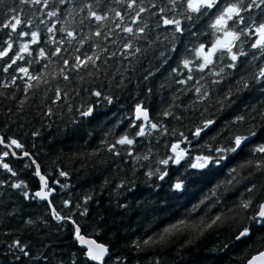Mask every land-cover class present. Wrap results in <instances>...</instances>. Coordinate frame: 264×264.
Listing matches in <instances>:
<instances>
[{"label": "trees", "instance_id": "1", "mask_svg": "<svg viewBox=\"0 0 264 264\" xmlns=\"http://www.w3.org/2000/svg\"><path fill=\"white\" fill-rule=\"evenodd\" d=\"M137 3L141 4V0H137ZM152 4L156 7L153 8ZM85 5H91L99 15L109 16L101 30L108 33L109 28L114 29L107 39L92 35L97 29V22L84 19L88 16ZM141 6H146L148 11L141 14L139 23L140 26L147 23L148 28L145 33L133 37L115 28V24L120 21L118 18L115 21L112 19L115 16V12L111 11L113 9L120 11L121 15L128 12L124 23L135 30L137 25L131 24V17L138 8L127 9V0L120 4L115 0H65L62 4L59 0H50L47 8L43 3H21V0H4L3 5H0V24L12 22L11 17L19 15L24 21L21 30L30 32L39 29L41 32V42L31 46L33 56L25 55V59L18 61L8 73L0 69V136L15 138L24 144V150L37 160L42 174L49 178V184L56 189L54 200L58 210L63 208L62 201L70 197L75 213L72 219L76 221L73 224L71 221L55 220L47 202L38 198L26 200L21 190L11 188V183L23 180L29 186L27 190L34 194L40 188V180L34 175V166L24 168V163L30 162L27 158L18 160L8 157L6 162L18 172V176L11 177L0 169V180L8 181L0 185V264H95L75 241L77 225L81 234L108 247L109 254L104 264H247L252 255L264 250V241L258 239L264 236V227L250 224L249 220L264 200V174L251 175L255 169H238L237 179L240 182L224 184L216 190V195H212V190L225 180L229 169L245 158L243 155L225 161L226 166L222 168L212 170L189 168L185 171L183 167L172 166L170 177L160 181L145 175L148 161H141L140 164L144 165L141 167L126 153L122 158L112 156L101 143L104 140L113 143L124 133L129 113L141 101L148 103L152 117L163 123L169 132L175 128L177 134L190 132L205 118L216 119L213 132L205 136L201 144L237 115L248 117L239 128L240 132H246L250 125L257 127L258 135L249 149L264 140V130H261L264 128V119L260 115L264 113V92L255 80H249L250 87L231 98L235 103L230 107L221 109L217 103L223 99L229 87L236 91V82L241 76L248 77L258 69L245 62L239 71L229 70L233 75L221 85H211V79L214 78L206 77L209 96L199 101L193 81L186 85L176 83L184 78L182 65L179 75L171 71L180 65L185 47H191L190 42H196V38L185 33L182 41H177V51L171 53L168 51L172 47L170 30L163 26L157 27L158 15H152L153 12L159 13L160 7H171L168 0H142ZM10 8L14 11H9ZM49 11H57L59 19L48 17ZM69 11H72L70 16ZM254 12L259 19L260 10L255 9ZM82 19L83 24L80 23ZM41 20L44 22L41 23ZM29 21L32 23L29 24ZM65 21L70 22L67 27L74 31L75 39L68 37L66 32L58 31L60 27L66 26ZM206 23L207 20L204 21ZM53 24L57 29L55 35L48 32ZM9 31L0 29V41L7 39L6 33ZM86 35L92 36V39L81 45L79 41ZM13 38L20 39L15 34ZM209 38L200 37L199 42ZM23 39L28 40L30 37ZM253 41L254 37L248 38L245 49L258 54V50L250 49ZM129 42L133 46L126 49L124 45ZM18 47V44L14 45L15 50ZM40 48L45 49L47 58H39ZM57 48L61 51L52 55ZM161 51H166L167 56L161 57ZM83 54H98L100 59L95 66L89 63L79 71L72 69L70 65L76 62L75 57L81 56L83 59ZM247 59L250 60L251 56ZM29 60L39 62L29 64ZM64 60H68L69 65L66 66ZM260 63L258 60L257 64ZM17 67H27L33 75L42 73L48 83L42 81L38 87L25 93L26 77L21 79L24 74L15 71ZM61 69H64L63 75L60 74ZM149 71L152 75L145 80ZM64 75L69 79H64ZM13 76L17 77L15 83L12 82ZM4 84L8 87H4ZM149 88L152 89L151 93L148 92ZM189 88H193V91H188ZM212 88L217 91L213 92ZM57 89L60 90L59 99ZM95 91L110 97L112 103L94 96L92 93ZM88 107L94 108L93 115L81 117L80 111ZM165 110H170L173 115L164 117L161 113ZM117 124L120 127H116ZM233 128L235 130L236 126ZM112 129H115V133L109 134ZM175 138L169 135L157 142L154 134L153 137L142 139L135 146L134 153L145 154L151 147L155 154L151 160L163 157L166 142ZM4 150L0 146V151ZM14 150L21 152L19 149ZM152 166L156 167L155 163ZM60 171L68 175L61 177ZM177 177L185 185L180 192L172 187ZM57 180L68 187L61 190L54 183ZM122 181L125 187L117 188ZM253 184L257 186V191L249 193L247 189ZM87 196L91 199L85 204ZM206 196H211V201H206L196 213H192L189 222L199 225L205 213L209 217L225 214L226 218L220 225L205 231L203 235L190 228L163 242L144 245L143 241L149 236H154L169 223L183 218L193 205ZM249 196L254 197L252 208L245 211L237 207L242 199L246 200ZM217 197L220 203L212 207ZM76 203L81 205L78 210L75 209ZM210 207L211 212H208ZM84 208H87V214L80 215ZM249 226L252 228L251 236L237 241L239 231ZM17 240L28 255L14 246Z\"/></svg>", "mask_w": 264, "mask_h": 264}, {"label": "snow or ice", "instance_id": "2", "mask_svg": "<svg viewBox=\"0 0 264 264\" xmlns=\"http://www.w3.org/2000/svg\"><path fill=\"white\" fill-rule=\"evenodd\" d=\"M29 2L32 4L43 3L44 7L49 6L50 0H21V3ZM62 4L65 0H59ZM71 2V0H69ZM116 3H124V0H115ZM4 0H0V5H3ZM142 4V0H141ZM137 3V0H127V9L138 10L134 11V15L131 17V24L137 25L135 30L131 26L125 25V16L129 13L125 12L121 15L120 11L115 9L111 10L115 12V16L112 18L115 21L119 19V23L115 24V28L121 29V31L137 37L140 34L145 33L148 28L147 23H143L140 26L141 14L148 11L146 6H141ZM168 4L171 7L165 6L159 8V13L153 12L152 15H158L159 22L157 27H165L170 30V39L172 47L171 53L177 51V41H182L185 33L196 38V42H190L191 47L186 46L184 55L180 60V65L176 68H172V73L180 74V66L184 70V78L179 79L176 83L181 85H186L190 81L195 83L194 91L198 96L199 101H204L209 96V87L207 85V78L211 79V85H221L222 82L226 81L228 77L233 75L232 71L229 70H240L242 64L245 62L248 65L255 66L258 70L255 73H250L248 77L241 76V78L236 82V91L233 87H229L227 92L224 93L223 99L217 101L221 106V109L230 107L235 103L231 98L238 94L240 91H244L250 87L249 80H255L257 84L261 85V91L264 92V0H168ZM153 8L156 7L155 4L151 5ZM88 8V16L84 19H93L97 22V29L92 34L99 38L101 36L107 39L108 34L113 32L114 29L109 28L108 33H104L101 30L105 27L104 22L109 20L107 14L99 15L96 11L92 9L91 5H85ZM260 10L259 19L257 18L254 10ZM9 11H14V9H9ZM83 11V8H81ZM168 13H171L169 15ZM48 17H57V11H49L47 13ZM68 15H72V11H69ZM57 19H59L57 17ZM207 23L204 24V21ZM12 22H4L0 24V29H10L7 35V39L0 41V69L4 73H8L9 70L13 69L14 65H17L18 61L24 60L25 55L33 56L32 45H38L41 42V32L39 29L35 31L26 32L21 30L24 25V21L15 15L11 17ZM41 23L44 21L41 20ZM29 24L32 21L28 22ZM69 21H65L64 27L58 29L59 32H66L68 37L75 39L74 31L69 30L67 25ZM81 24L84 23L82 19ZM56 25L53 24L48 28L49 33L55 35ZM18 36L20 39H14ZM179 34V35H177ZM24 37H30L28 40H24ZM200 37H210L204 42H199ZM254 37V41L250 45V49L258 50L257 52H251L245 49V45L248 43V38ZM51 39V37H50ZM92 36L86 35L82 37L79 41L81 45L85 43L86 40H91ZM55 42V41H53ZM70 42V41H69ZM18 44V50H15L14 45ZM99 47V44L95 45ZM133 45L131 42L126 43L124 47L126 49L131 48ZM61 51L57 48L52 55H56ZM79 52L80 49H77ZM137 52L140 51L139 48L136 49ZM95 56V58H94ZM87 55L83 54V59L81 56H76V62L70 67L79 71L81 68H86L88 64L96 65V61L100 59V55L94 54ZM161 57H166L167 52L161 51ZM251 56V59H247ZM39 58L45 59L46 51L44 48L39 49ZM261 61L257 64V61ZM38 63V60H29L27 63ZM167 62V60H165ZM64 64L69 65L68 60H64ZM47 67V65H45ZM15 71L23 73L24 77L21 79L25 80L24 91L29 92L30 89L36 88L43 83L47 84L48 81L43 79V74L33 75L29 72L27 67H17ZM61 75L64 74V69H61ZM152 75L151 71L145 75L144 79L147 80L148 77ZM55 78V77H53ZM17 77H12V82L15 83ZM64 79H69L67 75H64ZM205 81V83H201ZM35 82V83H33ZM4 87H8L4 84ZM213 92L217 91L216 88L211 89ZM152 89L149 88L148 92L151 93ZM188 91H193V88H189ZM98 98L107 100L109 104L112 103V99L107 96H103L102 92L95 91L92 93ZM57 98H60V90L57 89ZM24 101H21L23 104ZM255 111V109H253ZM94 108L88 107L86 110L80 111L81 117H91L93 115ZM164 117L172 116L173 113L170 110H165L161 113ZM261 118L264 119V113H261ZM179 119V117H175ZM248 119L247 115H237L229 123L225 124L220 131L215 132L213 135L209 136L208 140L203 144L200 141L208 136L210 132H213L217 120L213 118H205L202 123L197 124L190 132H179L175 128L169 132L168 128L165 127L163 123L156 120L150 114V109L146 101L138 102L134 105V108L129 113V119L127 123V128L122 135L114 140L113 143H109L107 140L101 143L107 147L109 153L112 156L122 158L126 155L135 161L136 165H141V161H148L147 164L148 171L145 173L150 179L153 177L158 178L160 181H165L171 175L172 166L183 167L185 171L189 168L194 170H212L213 168H222L227 160H235L237 157L244 156L245 158L241 160L235 167L229 169L225 180L218 183L216 187L212 190V195H216V190L222 185H234L238 184L240 181L237 179L238 169H255V173L264 174V140L256 143L254 147L249 149V145L253 144L255 138L258 135L257 127L255 125H250L246 132H240L239 128ZM123 121H121V124ZM233 126H236L235 130ZM116 127H120L117 124ZM261 130H264L262 128ZM227 132L226 135L222 133ZM115 129L110 130L109 134H114ZM38 133H33L37 135ZM155 134V139L157 142L160 141L161 137L172 136L176 137L175 140H169L166 142V152L163 157H157L154 160L150 158L154 157L152 148L149 147L147 153L139 154L134 153L135 146L141 142L142 139L153 137ZM219 138V139H218ZM0 146H3L4 151H0V169L9 173L11 177H17L18 172L6 162L8 157H14L18 160L27 161L24 163V168L35 167L34 175L39 177L40 188L35 191L34 194L28 191V185L23 181L13 182L10 187L13 189L21 190L23 197L28 199L39 198L41 201H46L49 208L51 209V215L57 221H71L76 224V221L72 219L75 214L73 211V203L71 198L64 199L62 201L63 208H59L56 204L54 197L56 195V189L49 184V178L45 174H42L41 166L32 155L24 150L25 146L18 139L15 138H5L0 137ZM14 149L21 150L20 153ZM249 149L248 153L245 150ZM155 163L156 167L152 164ZM135 166V165H134ZM59 175L65 177L68 175L65 171H60ZM249 177H244L248 179ZM107 182V181H106ZM8 183L7 180H0V185ZM59 185L60 189H66L68 185L61 184L59 180L54 182ZM125 187V182L122 181L117 188ZM173 189L180 192L184 189V181L177 177L176 183L172 185ZM131 191V189H128ZM249 193L257 191V186L255 184L248 188ZM91 197H85V204ZM206 201H211V196H206L198 204L192 206V208L185 214L181 219L175 222L169 223L165 226L159 233L154 236H149L143 241L144 245H149L152 243H159L167 240L170 236L178 235L190 228H194L200 232L201 235L214 226L220 225L225 217V214H217L214 217H209L208 213H205L204 217H201L199 225L196 223H190L192 213H196L200 209L201 205H205ZM220 203V198L212 203V207H216ZM254 197L249 196L248 199H242L237 207L242 210H248L253 207ZM81 205L79 203L75 204V209H80ZM64 209L68 211L65 212ZM208 212H211V207L208 208ZM87 208H84L80 212V215H86ZM250 224L254 223L258 227H264V202L259 203L258 211L249 218ZM252 234V228L244 227L239 234L236 236V240L240 241L244 238L250 237ZM75 239L80 242L82 247L87 246V251L85 253L86 257L96 262V264H104L105 257L109 254L108 247L103 243H97L95 239H85V236L81 234L80 227L77 225L75 229ZM260 241H264V236L258 238ZM136 246L139 247L137 242ZM15 247H19L24 255H28L21 247L20 242L17 240L14 242ZM264 246V245H262ZM119 259V258H118ZM248 264H264V251H260L258 255H254Z\"/></svg>", "mask_w": 264, "mask_h": 264}, {"label": "water", "instance_id": "3", "mask_svg": "<svg viewBox=\"0 0 264 264\" xmlns=\"http://www.w3.org/2000/svg\"><path fill=\"white\" fill-rule=\"evenodd\" d=\"M0 137H2V136H0ZM1 147H3V146H1ZM39 190V189H38ZM38 190H36V191H38ZM35 193V192H34ZM39 199V198H38ZM41 201V200H40ZM42 202H46V201H42ZM262 202H264V200L262 201ZM258 211V210H257ZM82 235H84V234H82ZM85 236V239H94V238H92V237H89V236H86V235H84ZM74 238H75V234H74ZM75 241L77 242V244H78V247L80 248V249H83L85 252L87 251V246H84V247H82L81 245H80V242L78 241V240H76L75 239ZM97 243H99L98 241H97ZM264 251V250H263ZM259 253V252H258ZM258 253H255L254 255H258ZM254 255H252L248 260H247V264H248V261L254 256ZM93 263H95L96 264V262H94V261H92Z\"/></svg>", "mask_w": 264, "mask_h": 264}]
</instances>
